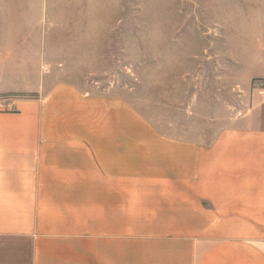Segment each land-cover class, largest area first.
Wrapping results in <instances>:
<instances>
[{
    "label": "crops",
    "instance_id": "0c3cea01",
    "mask_svg": "<svg viewBox=\"0 0 264 264\" xmlns=\"http://www.w3.org/2000/svg\"><path fill=\"white\" fill-rule=\"evenodd\" d=\"M194 13L161 131L73 81L0 111V264H264V0Z\"/></svg>",
    "mask_w": 264,
    "mask_h": 264
},
{
    "label": "rangeland",
    "instance_id": "374dc122",
    "mask_svg": "<svg viewBox=\"0 0 264 264\" xmlns=\"http://www.w3.org/2000/svg\"><path fill=\"white\" fill-rule=\"evenodd\" d=\"M194 8L195 0H0V111L35 98L48 79L73 81L123 101L131 123L117 117V126L161 131L168 52L177 64L178 47L191 55L206 46L202 31L215 29Z\"/></svg>",
    "mask_w": 264,
    "mask_h": 264
},
{
    "label": "built area",
    "instance_id": "2783aa9c",
    "mask_svg": "<svg viewBox=\"0 0 264 264\" xmlns=\"http://www.w3.org/2000/svg\"><path fill=\"white\" fill-rule=\"evenodd\" d=\"M252 88L257 90L259 94L264 97V76L261 78H256L252 81Z\"/></svg>",
    "mask_w": 264,
    "mask_h": 264
}]
</instances>
